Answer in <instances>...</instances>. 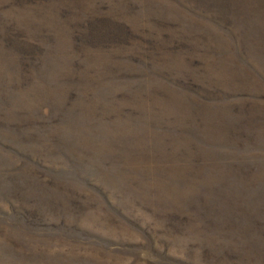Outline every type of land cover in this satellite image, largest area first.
<instances>
[{"label":"rangeland","instance_id":"1","mask_svg":"<svg viewBox=\"0 0 264 264\" xmlns=\"http://www.w3.org/2000/svg\"><path fill=\"white\" fill-rule=\"evenodd\" d=\"M0 264H264V0H0Z\"/></svg>","mask_w":264,"mask_h":264}]
</instances>
